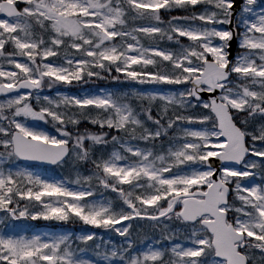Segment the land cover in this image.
<instances>
[{
    "label": "snow or ice",
    "instance_id": "obj_1",
    "mask_svg": "<svg viewBox=\"0 0 264 264\" xmlns=\"http://www.w3.org/2000/svg\"><path fill=\"white\" fill-rule=\"evenodd\" d=\"M0 264H264V0H0Z\"/></svg>",
    "mask_w": 264,
    "mask_h": 264
}]
</instances>
